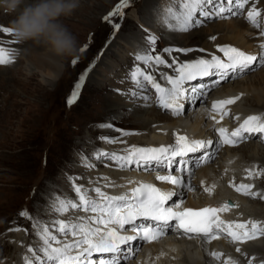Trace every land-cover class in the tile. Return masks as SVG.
Instances as JSON below:
<instances>
[{
	"label": "rangeland",
	"instance_id": "rangeland-1",
	"mask_svg": "<svg viewBox=\"0 0 264 264\" xmlns=\"http://www.w3.org/2000/svg\"><path fill=\"white\" fill-rule=\"evenodd\" d=\"M150 1L158 2L153 11L149 8ZM150 1L129 0V6L123 9V16L112 17V22L110 23L104 18L116 8L120 0H79L80 6L71 15L59 18V23L75 37L76 51L72 56H60L62 72L56 82H52L53 79L50 76V72L48 73L38 69L35 70V67L29 63L28 56L35 50L33 46L39 47V45L43 43L46 46L43 51H47L46 49L50 46L46 42L43 40L39 42L33 40L20 42L15 39L12 32L5 33L2 31L5 36L9 37V42L8 44H0V47L4 48L10 54L12 63L0 65V242L5 239V242L3 240L0 243V264H3L4 260H7L6 262L9 264L17 263V253L15 252L20 250L17 246H19L21 242L24 245L28 242H30V244L38 243L41 247V241L36 235L37 229L35 224L37 221L48 226L49 224L52 225V222L55 221L53 220L54 217L60 219L71 214V216L75 218L77 217L76 214L82 215L84 211L75 209H69L66 212L67 214L64 213L65 215L52 212L51 206L53 202L49 200L45 202V200L54 196V191H60V196L58 195L57 197L74 200V192L72 194L73 184L82 180L87 182L88 179L86 178L91 177L98 171H107L109 173H113V170L114 172L119 171L117 170L119 168L113 164L112 160L103 156L100 158L91 157L95 152L90 154V152L93 151L92 148L88 149L87 152L86 150L88 146L96 144L100 151L106 153L104 149L109 150V146L114 145H107L109 144V139L105 138H100L97 141L96 135L110 136L109 133L112 132L124 133V129L137 130V128H140L142 125L143 122L136 121L138 119L137 117L131 116L133 113L129 112L130 110L128 111L130 114L127 115L124 111H119V117H115L116 119L109 116H107V118L104 114L107 111V109H105L104 100L109 99L112 94L122 95L118 89L111 86V82L114 79V81H118V84L132 88V83L128 79V74L137 64L134 60L135 54L147 47L145 43L146 35L154 34L157 37L153 55L159 54L164 59H166L167 56L170 60H177L178 57H176L174 53L179 51H173L169 54L165 53L163 50L165 48L189 49L191 51L180 52L182 53L183 61L191 62L199 58H208L209 56L218 54V52L205 44L206 40L201 41L200 38L193 37L194 34H198L200 33L199 31H202L207 35V40H209V37L214 35L212 34L214 28L221 23L230 22L233 19L248 22L245 17L248 7L250 6L249 4L245 6L243 16H233L231 13L226 12L224 15L228 17L227 19L215 17L206 19L197 14V19L202 21L199 26L187 32L169 30L162 22V14L163 10L171 4V0L169 3L167 0ZM248 1L251 2V0ZM26 2H31V0H26ZM223 4L227 7V0H223ZM209 7L211 8L212 6ZM145 11L147 13L150 11L151 15L148 17L145 16ZM232 11L237 13L241 11L236 8L235 0H233ZM260 11L263 14L261 18H263L264 9ZM13 19L14 14L0 8V29L5 27L11 28V21ZM113 23H118L120 25L119 30L113 28ZM251 28L259 34H261L260 32H263L264 29L263 26L256 28L252 25ZM166 32H175L173 34L176 35L185 34L187 36V41H185V43L169 42L164 36ZM12 44L20 46H17L18 48L15 47L18 49L17 53L19 54L15 53L16 50L13 49L14 46ZM259 45L260 44H255V42H250L245 47L234 45V47L239 49L243 48L242 50L248 54L257 55L258 60L257 63L253 64L256 66L254 68L256 69L255 71H250L248 74L242 75L239 78H231V80L225 83L226 85L232 84L233 87H235L237 83H245L247 81L246 79L250 77H255V75L259 74L264 75V67H257L260 53ZM109 47H111L112 50L114 49L116 54L106 57ZM134 50L135 53L132 54ZM220 57H222V55ZM73 61H76V63L74 64ZM104 61H108L110 68L102 64ZM167 63L169 64V62ZM9 65L12 66L10 68H5ZM163 66L164 65L154 66L153 69L157 70L159 73ZM143 67L142 65V68ZM164 67L167 69L170 68L167 66ZM104 70H107L106 72L108 73L104 74L102 72ZM113 71L114 73L112 74ZM162 72L168 75H175V72L169 74V71L165 69L162 70ZM108 74L109 76H107ZM152 74L154 76L157 75L156 73ZM82 75L85 76V80L80 89L79 97L75 103L69 105L67 101L74 90L75 84L80 80ZM210 78L203 77L197 80L202 79L203 81L200 82L203 83L204 81L210 80ZM214 78L216 77L214 76L213 79ZM162 84H164L163 86H167L165 81H163ZM216 92H211V95L209 94L210 96H208L209 92H207L205 98L199 102H197L198 99H195L194 103L191 100L187 102V98L181 100L180 102L184 105L183 116L187 118L188 115H192V113L198 115L199 113H197V111L200 109L202 110L203 106L208 104L211 96L216 95ZM129 94L130 93H126L127 96ZM146 94L151 97L148 103L140 100L138 96L132 97V100H134L133 104L138 107L137 110H141L142 108L143 110H149L151 107L147 105L155 104V98L154 95H152L156 94L155 91L149 89ZM246 97L252 99L251 95ZM244 98L241 97V99L237 101L238 103H235V106L236 104L239 105L243 100L241 105L242 109L252 108L248 103L247 105L245 104ZM156 108L157 112H159L158 115L169 117L164 110L157 106ZM93 131H97L98 133L95 132V135H92L91 132ZM193 136L197 137L195 135L191 137L194 138ZM199 137L210 138L214 142L213 146H215V136L211 137V134L206 133ZM109 138L112 139L115 137L110 136ZM146 140L147 138H144L140 142ZM260 140L261 139H247L239 144L238 147L233 148L235 149L234 154H236L238 159L243 163H248L247 159H250L249 156L252 155V152L250 153V151H248L249 155L247 154L248 157L245 158L243 153L244 149L239 148L244 145H249L250 142H254L259 146H264V144L259 143ZM151 142L153 141L149 140V142H144L143 145L139 147H150V145L153 144ZM168 143L169 142L164 141L165 146L169 145ZM158 146H160V144ZM258 151L257 159H263L264 151ZM224 155H226V152L219 150L214 160L202 165L201 169L197 167L198 169L196 168V171H194V175L190 178V182L198 183L200 176L199 171L204 170V168H210L217 163L219 164L220 157ZM85 156L88 160H86ZM81 157L86 160V163ZM69 159H79V162H72L71 164ZM68 165L73 166L77 170L82 169L86 175L84 177L86 178H81L82 174L79 173L73 175L77 170L73 171L72 174L70 173L69 176L65 175L67 170L71 169ZM252 166H255V171L264 172V168H259L258 164ZM213 175L215 176V173ZM201 178L202 176H200V179ZM185 179L188 181L189 177ZM79 186H82L84 190L87 189V186ZM216 191L217 190H213L209 198L219 201L221 196L218 195ZM92 193L95 194L94 192ZM185 193L183 197L186 202H191L192 200L194 201L202 197V195L200 197L198 194L189 195L187 191ZM191 198L192 200L190 201ZM252 205L257 206L256 208H258L259 212L261 208L264 209V204L261 202H253ZM250 206L251 204H246L244 207V209L246 208V212H251L253 208ZM42 209L51 214L49 216L48 214L45 215L47 218L43 219L32 217ZM22 211L29 213L30 218L20 216L19 214ZM258 216L264 218V214H258ZM254 219L255 220L252 221L262 222L261 226L264 225V219ZM245 220L249 221L247 219ZM17 228L20 230L15 231L14 229ZM49 228L54 234L55 228H52V226ZM30 230L34 231L33 236L29 234V232H31ZM19 234L25 236L26 239L23 240L21 237L19 238L17 236ZM61 237L62 236L59 235L58 239H65ZM68 239H70V237ZM256 239L259 240L261 238ZM251 240L255 241L253 239ZM251 240H247V243L240 242L238 246L237 243L235 244L234 242L231 244V247L234 248V246H236L240 250L242 248L245 249L244 247L252 242ZM243 245L245 246L242 247ZM39 246L37 248L38 253L40 252ZM240 246L242 248H240ZM27 253H29L28 258L35 259V257L32 256L33 253L28 251L25 252V254ZM5 256H7V258H2ZM250 258L253 262L258 259V257L257 259ZM259 258L261 259L264 257ZM127 261L124 262V264H132V260H130V262L129 260ZM202 261L204 264H214L210 258L204 261L201 257L199 262L202 263ZM195 263L198 262L194 261V264Z\"/></svg>",
	"mask_w": 264,
	"mask_h": 264
},
{
	"label": "snow or ice",
	"instance_id": "snow-or-ice-1",
	"mask_svg": "<svg viewBox=\"0 0 264 264\" xmlns=\"http://www.w3.org/2000/svg\"><path fill=\"white\" fill-rule=\"evenodd\" d=\"M227 3L228 6L225 7L223 0H171V4L163 10L162 22L169 30L187 32L202 23L197 19V14L206 19L213 17L227 19L228 17L224 15L226 12L233 16H243V10L248 4V0H235L236 8L241 10L239 13L232 11L233 0H227ZM128 6L129 0H120L116 8L104 19L111 23V18L122 17L123 9ZM261 17V11L253 5L247 11L245 19L253 27L260 28L264 25V19ZM112 26L115 30L120 28L118 23H113ZM0 31L12 32L11 28L7 27L0 29ZM261 35H264V32H261ZM212 39L215 40V37ZM156 42L157 37L154 34L146 35L147 47L134 56L137 64L128 74V79L134 89L130 95L139 96L141 100L148 102L151 97L146 92L149 89L154 90L156 106L172 116L183 115L184 105L180 101L186 98V92H191L189 98L192 101L198 99L199 96L207 95L205 85H197L188 90L185 89L187 82L215 76L217 79L211 82V87L214 88L218 87L221 81H227L230 77L239 78L248 74L249 70H256L251 66L257 63V55L248 54L231 45L219 46V52L223 53V58L213 55L211 58H199L191 62H178L174 59L171 64H168L161 55H153ZM259 48L257 67H264V43H261ZM163 51L171 54L173 51L188 52L191 50L165 48ZM10 63H12L10 54L4 48H0V65ZM73 63L75 64L76 61ZM141 64L144 66L143 68L139 66ZM160 65L174 67L175 75L160 73L167 86H162L161 83L157 82L156 77L146 70ZM84 80L85 76L82 75L75 84L67 101L69 105L78 99ZM241 96L242 94L212 102L210 118L214 121V131L218 134L212 152H208L207 149L213 147V140L190 139L186 135L174 134V143L171 145L159 147L131 146L125 149L122 155L116 153H99L98 155L114 161L120 170H125L133 164L138 168L153 164L160 165L168 171V174L157 175L158 181L193 191L190 178L194 175L195 167H200L214 160L219 150L224 146L235 147L254 134H261V138L264 139V116L261 115H249L231 131L226 127H215L229 115L228 106L239 101ZM236 119L239 120V116ZM245 134L249 135L246 136ZM201 151L204 154L195 160L189 158L190 154ZM177 158H179L180 165L177 171L188 176V182L185 181L183 175H173L170 171L172 165L177 163ZM246 171L248 173L247 178L261 175L259 171L252 169H246ZM214 187V185L205 187L204 192L212 194ZM233 187L236 192L245 196L253 198L260 196L264 199L260 193L252 191L253 184L241 183L233 185ZM73 191L76 193L78 201L56 197L52 204L53 212L62 215L69 209H75L93 215L77 218L75 222L53 221L52 227L60 236L65 238L63 240L58 239L48 226L37 221L35 224L36 235L41 241L40 252L42 257L37 256L32 247H29L27 251L33 253L38 264H121L122 260L131 259L133 253L138 250L132 247V242H158L168 235L170 229H173L177 236L199 239L205 242L218 239L222 233L227 234L231 238V242H246L257 238L259 235H264V226H261L258 221L249 220L241 223L226 222L221 219V213L229 211L236 205L225 203L220 207H203L200 209L183 207L182 201L168 205V202L177 193L162 191L151 183L138 182V186L131 189L130 193H123L118 196L108 195L100 187H95L90 190L96 194V198H92L82 186L75 184H73ZM19 215L30 218V214L24 211ZM139 220L149 223H137ZM173 222L175 223L173 224ZM14 230L19 231L20 229ZM129 232L132 234H127ZM69 237L71 239H68ZM237 251L239 252L240 249L237 248ZM209 255L213 259L220 260L222 254L212 252ZM94 256L97 258L94 259ZM23 260L24 264H34L33 259L28 257H23ZM226 264H237V262L229 260Z\"/></svg>",
	"mask_w": 264,
	"mask_h": 264
},
{
	"label": "bare ground",
	"instance_id": "bare-ground-1",
	"mask_svg": "<svg viewBox=\"0 0 264 264\" xmlns=\"http://www.w3.org/2000/svg\"><path fill=\"white\" fill-rule=\"evenodd\" d=\"M167 1H168V3L170 2V0H167ZM157 3L158 2H155V1L150 3L149 8L151 11H153L156 8ZM248 4L250 5L248 7V10L253 5L255 7H257L259 10L264 9V1H259V0L258 1H252L251 0V2L248 1ZM145 13H146V15L145 14L144 15L147 17L151 15L150 11H149V13H147L145 11ZM262 19H264V17ZM262 26L264 27V25H262ZM199 32L200 33H198V34L197 33L194 34L193 37L200 38L201 41L206 40L205 44H207L211 49H214L216 52H218L217 56L222 55V58H223V53L219 52V46H224V45L234 46V45H236L239 47H245L250 42L251 43L255 42V44H261L264 42V35H261L255 31H253V29L251 28V24L249 22H245L244 20L239 21L237 19H233L230 22L221 23L220 25H218L214 28L213 32L211 31L212 34H214V35L209 37V40H207L208 37L206 38L207 35H205L202 31H199ZM263 32H264V29H263ZM173 33H175V32H173ZM173 33L166 32L164 34L167 41H169V42L173 41L174 43H179V42L185 43V41H187V36L185 34L184 35H176ZM212 37H215V40H213ZM8 38L9 37L5 36V34L2 31L0 32V44H8V42H9ZM15 39H17V38L15 37ZM13 46H14L13 49L16 50L15 53L19 54V53H17L18 49H16L15 47H17V46L20 47V46L19 45H17V46L13 45ZM33 47L35 50L33 52H31L30 55L28 56L29 57V63L35 67V70L38 69L40 71H45L48 73L50 72L51 73L50 76L53 79L52 82L58 81V79L61 75L60 73L62 72L61 71L62 66L60 65V56L56 55L54 53V51L51 49V47L46 49L47 51H43L44 48H46L45 44H43V43H41L39 45V47H35V46H33ZM129 52H127V53H129ZM181 52L179 51L177 53H174V55H176V57H178L176 61L185 62V61H183V57H182ZM134 53H135V50L132 52V54H134ZM114 54H116L114 52V49L112 50V48L109 47L107 50L106 57H109L110 55H114ZM208 58H211V56H209ZM165 60L167 62H169V64H171L173 61V60H170L169 58H167V56H166ZM102 64L107 65L109 67L108 61H106V62L104 61V62H102ZM11 66L12 65H9L5 68H10ZM140 67H142V64ZM251 67L255 68L256 66L252 65ZM164 69L169 71V74H173V72H174V67L167 69L164 66L162 69H160L161 71L159 73L157 72V70H154L153 68H151V69L148 68L146 70L148 72H151V73H156L157 75H155V77H156L157 82L162 84L164 80L161 78L160 73H163L162 70H164ZM6 70H8V69H6ZM96 71H98V70H96ZM96 71H94V72H96ZM106 71L107 70H104L102 72L104 74L108 73ZM250 71L251 70H249V72ZM2 72H4V71H2ZM113 73H114V71L112 72V74ZM107 76H109V74ZM213 77L214 76H212V78L209 77L210 80L204 81L203 83L200 82V81H203L202 79L187 82L185 84V89L190 90L191 88L196 87L197 85L203 84V85H205V90L210 89L207 91V92H209L208 96L211 95L210 94L211 92L217 91L215 93L216 95L211 96V99L215 98L216 96H221V97L222 96H228V98H229V97H233V96L242 94L241 97H243V98L245 97L244 98L245 104L247 105V103H248L249 106L252 108L242 109L241 105H242L243 100L241 101V103H239V105L236 104L237 107L234 104L232 105L233 109L235 106V111L239 115V117L241 119V123L249 115L264 116V86H263L264 85V75L259 74V75H255V77L254 76L250 77L249 79H246L247 81L245 83L239 82L236 84L235 87H233L232 84L231 85L225 84L229 80H231V77H230L227 81H221L220 85L218 87H214V88L211 87V82L213 80H216L217 77L214 79H213ZM204 78H206V77H204ZM108 80H111V79H108ZM114 80H112V82L110 81L112 84L111 86H113V88H115V89H118L122 93V95H120V94L113 95L112 94V96L109 99L104 100L105 109H107V111L104 113L105 116L106 117L109 116L111 118L119 117V111L122 110L126 113V115L130 114L129 112L133 113L131 116L137 117L138 119L137 120L135 119V120L138 122H143V123L140 126V128H137L138 131L132 130V129H128V130L124 129L125 130L124 133H133L132 135L131 134L125 135L124 133H121V132L120 133L114 132L115 133L114 134L112 132V133H109L111 137H115L112 139L109 138L110 137L109 135H107V136H101V135L97 136L96 135L97 141L100 138H103V139L105 138V139H109V141H114V142H109V144H107V145H110V144L114 145V146L110 145L109 150L103 148L106 153H110V154L116 153V154L122 155V154H124L123 152H125V149L130 148L131 146H137V147L142 146L144 142H149V140L153 141V142H151L153 144L150 145V147H159L158 146L159 144H160V146L165 145L164 141L169 142L168 144L171 145L174 143V134L188 135V137L190 139L205 140V141L211 140V139L205 138V137L200 138L199 136H203L204 134L208 133V134H211V137H214V133H215L214 121L211 120L210 113L206 109L207 104H205V106H203L202 110L200 109L199 111H197V113H199L198 115H195L194 113H192V115L189 114L187 118L184 117L183 115L172 116V115L168 114L169 117L163 116V115H158L159 112H157V110H156L157 108H156L155 104L147 105V106L151 107L150 109L148 108L149 110H147V109L143 110V108L141 110H137L138 107H136L135 104H133V101H134V100H132L133 96H130V94L128 96L126 95V93H130L133 90L132 89L133 85L131 86L132 88H130L128 86L126 87V85L122 86L121 84H118V81L116 82ZM163 85L164 84H162V86ZM214 90H216V91H214ZM152 95H154V98L156 99V94H152ZM248 95H251L252 99H249L248 97H246ZM189 97H191L190 91L186 92V98H187L186 101L187 102H189L191 100ZM204 98H205V96H199L197 102L203 100ZM192 102L194 103V101H192ZM250 102H252V103H250ZM215 127H220V126L215 125ZM130 131H132V132H130ZM95 132L98 133L97 131H95ZM95 132L93 131V132H91V134L95 135ZM192 135H195L197 137L193 136L194 138H192L191 137ZM245 135L247 136L249 134H245ZM144 138H147V140L140 142ZM249 139L250 140L251 139L252 140L253 139H261L259 143L264 144V139L261 138V134H254V135L250 136ZM262 140H263V142H262ZM214 147L215 146L207 149V151L212 152L214 150ZM90 148H92V150H93L90 152V154H93L95 152L94 155H91V157H95V158L101 157L98 154L103 153V151H100L96 144L88 146L86 152ZM239 149H244L243 153L245 155V158L248 157L247 156L248 151H250V153L252 152V155L249 156L250 159H247L248 163H245V162L243 163L241 160L238 159L237 155L234 154L235 149H227L226 155L220 157L219 164L217 163L215 165H212L210 168H204V170L199 171L200 176L205 177L207 179V181L210 183V185H208L209 187H212L213 185L215 186L214 190H217L216 192H218V195L221 196L220 200L219 201L212 200L209 197H206L205 199H203V192H201V190L199 188L200 186L198 187L199 182L198 183H192L191 182L192 187L196 190H199L197 192L198 195H200V197L202 195L201 198L196 199L197 201L196 200H194V201L195 202H201L203 205H195L192 202H189V203L195 205V207L204 206L206 204H209L210 201L218 204V205H216L218 207L222 206L225 203H229L231 205H236V207H232L229 211L221 213V216L223 215L224 218L231 220V222L234 221V222H241L242 223V222H246L245 219H247V220L248 219L252 220L254 218L264 219V218H260V216H258V214H260V215L264 214V209L261 208V211L259 212L258 208H256L257 206L252 205L253 202H261L264 204V199L260 198V196H257L255 198L250 197V196H245L242 193L236 192L235 188L233 187V185H239L241 183L253 184L254 187H253L252 191L258 192L261 194V196H264V172L263 173L260 172L261 175H259L258 177L254 176L252 178H247L248 173L246 171V169H252L255 171V166L253 167L252 165H257V164L259 165V168H261V167L264 168V160H263L264 158L263 159H257V154L259 152L258 150L264 151V146H262V145L259 146L258 144L254 143V142L253 143L250 142L249 145H244ZM202 154H204L203 151L198 152V153H192V154H190L189 158L192 160H195L196 158H198ZM87 156L89 157L88 154H87ZM85 158H86V156H85ZM81 159L84 160L85 163H86V160H88V158H86V160H85L82 157H81ZM69 160H70L71 164H72V162H75V163L79 162V159H69ZM177 160H178V158H177ZM100 164H102V163H100ZM113 164L116 165V163L114 161H113ZM159 166L160 165L153 164L151 166H142V167L138 168L135 164H133L131 167H129L125 170L117 169L119 171L114 172V170H113V173H109L107 171H98L97 173L93 174L91 177L86 178V177H84L86 175L84 174V171H82V169L77 170L73 166L68 165V167H71V169L67 170L65 175L69 176L70 173L72 174L73 171L77 170L73 175H75L76 173H79V174H82L81 178L88 179L87 182L85 180L78 181L75 185L87 186L86 191H88V195L92 198H96V194H93L92 193L93 191H90V190L95 188V187H100L101 190L106 192L108 195L118 196V195H121L123 193H130L131 189L134 188V184H136L140 181H143V180L151 181V179H153L154 177L156 179V176L159 175V173H160V172H158ZM68 167H67V169H68ZM190 167H193V165H190ZM198 168L201 169V166ZM130 171H133V172L129 173ZM140 172L149 173V175L145 176L144 173H140ZM214 173H215V176L213 175ZM152 175H154V176H152ZM130 181H132V183H129ZM185 181L188 182L186 179H185ZM105 185H108V186L106 187ZM216 187H217V189H216ZM165 188L167 189V191H173V192L177 193V195H174L172 198L177 197L178 198V199H176L177 201H179V200L186 201V200H184V197H183L184 196L183 194H186L185 189H181V190L178 189V191H179L178 192V191H174V189H170V187L168 185H165ZM59 192H60L59 190H57L56 192L54 191L53 192L54 196H52L51 198L47 197L48 199H46L45 202H48V200L50 202H53L55 197H57L58 195L60 196ZM73 192L74 191H72V194H73ZM62 197H63V195H62ZM191 200H192V198L190 199V201ZM203 200H205V201H203ZM73 201H78V197H77L75 192H74V200ZM186 203L188 205H190L188 202H186ZM248 203L251 204L250 207L253 208L251 210V212L250 211L246 212V210H245L246 208L244 209V207L246 206V204L248 205ZM244 210H245V212H244ZM47 214L49 216L51 213L43 211V209H42L41 211H39L36 215H33L32 217H34L36 219H43V218H47V216H45ZM91 215H93V214H91V213L88 214V213L83 212L82 215L76 214L77 217H75V218L73 216H71V214H70L69 216H64L60 219L54 217L53 220H63V221L75 222L77 220V218L88 217ZM263 222H264V220H263ZM260 224H262V222H260ZM48 226L51 227L52 225L49 224ZM52 228H54V227H52ZM29 234L31 236H33L34 231L29 232ZM54 235H57V237H59V233H57L56 231L54 232ZM17 236L19 238L21 237V239H23V240L26 239L25 236H22L20 234ZM5 238H7V237H5ZM61 238H64V237H61ZM257 238H261L262 240L261 239L257 240L255 238V239H253L255 241L251 240L252 242H250L248 245H246V247H244L245 245L242 246L245 249H243L240 246V248H242L243 250L241 249L238 252L237 251L238 247H236V246H234V248L231 247V244L234 242H226L227 239H225L221 242H215V243L208 244L205 241H201L199 239H196V240L195 239H187L183 236H177V235H175V233L171 232L170 235H168L166 238H164V239L156 242L155 244L149 246L148 250H147L148 252L146 254H139L137 260L133 259L131 263L132 264H194V261H197L198 263H195V264H204L203 261H202V263L199 262V260L202 257V260H204V261H206V260H208V258H210L212 260V262H214V264H216V262H217V264H226V262L229 260H234L237 262V264H248L250 262V259H251L250 256L251 257L253 256L254 258L256 257V259L258 257V259L255 262H251V264H264V258H261V259L259 258V257H264V253H263L264 252V242H263L264 241V235H259ZM70 239H71V237H70ZM3 240L5 242V239H3ZM3 240H1V242ZM236 243H237V246L240 244V242H235V244ZM246 243H247V241H246ZM38 246H39L38 243H31L30 244V242H28L27 244L24 245L21 242L19 244V246H17L20 248V250L15 252V253H17V255H16L17 256V263L16 264H24L23 257H29L28 256L29 253L25 254V252H27V249L29 247H32L35 250V253H37V256L42 257V253L41 252L38 253V250H37ZM23 250H24V252H23ZM212 252L221 253L222 255H221L220 260L213 259L209 255ZM32 256H33V254H32ZM2 258H7V256L2 257ZM6 261L4 260L3 264H6V263L9 264ZM33 261L35 264H38V262L35 259H33ZM124 262H126V260H122L121 264L122 263L124 264ZM129 262H130V260H129Z\"/></svg>",
	"mask_w": 264,
	"mask_h": 264
},
{
	"label": "clouds",
	"instance_id": "clouds-1",
	"mask_svg": "<svg viewBox=\"0 0 264 264\" xmlns=\"http://www.w3.org/2000/svg\"><path fill=\"white\" fill-rule=\"evenodd\" d=\"M79 6V0H0V8L14 14L11 30L17 40H43L59 56H72L76 51L75 37L59 18L71 15Z\"/></svg>",
	"mask_w": 264,
	"mask_h": 264
}]
</instances>
